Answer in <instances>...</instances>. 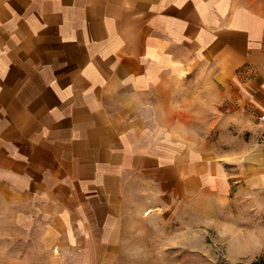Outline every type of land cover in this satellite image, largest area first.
I'll list each match as a JSON object with an SVG mask.
<instances>
[{
    "label": "crops",
    "instance_id": "crops-1",
    "mask_svg": "<svg viewBox=\"0 0 264 264\" xmlns=\"http://www.w3.org/2000/svg\"><path fill=\"white\" fill-rule=\"evenodd\" d=\"M193 74L239 100L247 138L169 126ZM263 113L264 0H0V204L42 263L120 264L133 211L264 220Z\"/></svg>",
    "mask_w": 264,
    "mask_h": 264
},
{
    "label": "rangeland",
    "instance_id": "rangeland-1",
    "mask_svg": "<svg viewBox=\"0 0 264 264\" xmlns=\"http://www.w3.org/2000/svg\"><path fill=\"white\" fill-rule=\"evenodd\" d=\"M205 84L194 74L178 81V89L190 90L171 93V99L178 97L172 101L178 106L168 108L169 126L192 138V143L210 148L236 142L232 134L238 131L241 139L247 138L255 125L239 100L222 85L210 91ZM222 95L224 101L217 103ZM247 207L244 202L230 205L229 210L194 204L182 206L174 218L166 212L148 215L149 210L140 217L133 211L120 226V264H264V235H260L264 220ZM12 224L9 208L0 204V264H45L39 260L41 253L33 251L31 237L19 234Z\"/></svg>",
    "mask_w": 264,
    "mask_h": 264
},
{
    "label": "built area",
    "instance_id": "built-area-1",
    "mask_svg": "<svg viewBox=\"0 0 264 264\" xmlns=\"http://www.w3.org/2000/svg\"><path fill=\"white\" fill-rule=\"evenodd\" d=\"M259 119L263 122V127L259 134V141L264 145V113L259 116Z\"/></svg>",
    "mask_w": 264,
    "mask_h": 264
}]
</instances>
